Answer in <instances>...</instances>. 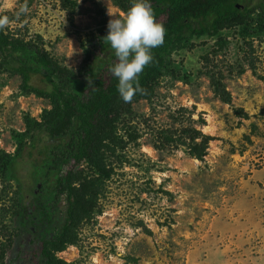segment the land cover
Wrapping results in <instances>:
<instances>
[{"label":"rangeland","instance_id":"1","mask_svg":"<svg viewBox=\"0 0 264 264\" xmlns=\"http://www.w3.org/2000/svg\"><path fill=\"white\" fill-rule=\"evenodd\" d=\"M63 1L0 0V23L76 73L88 53L107 57V36L129 38L119 45L129 51L143 33L144 0H123L128 10L116 3L121 0ZM193 42V49L171 57L178 79L164 77L151 100L134 103L122 116L117 133L123 144L109 143L103 151L111 177L77 243L57 253L60 259L264 264V33L234 26ZM109 57L108 78L127 65L124 56ZM33 83L48 87L41 77ZM21 84V77L0 72V154L16 161L13 172L0 173V253L6 252L4 264H43L42 243L62 232L69 202L43 190L45 157L39 148L30 155L29 138L22 155L17 152L26 117L42 121L54 108L49 99L23 95ZM195 131L202 135L192 141ZM204 139L209 148L201 161L189 146ZM72 169L98 177L88 161L63 165L61 175Z\"/></svg>","mask_w":264,"mask_h":264},{"label":"trees","instance_id":"2","mask_svg":"<svg viewBox=\"0 0 264 264\" xmlns=\"http://www.w3.org/2000/svg\"><path fill=\"white\" fill-rule=\"evenodd\" d=\"M116 3L128 10L125 1ZM142 22L143 33L129 51L119 46L129 44V38L109 35L103 47L107 57L95 60L88 53L79 73L60 64L45 48L8 33L0 23V72L21 77L23 95L34 94L49 99L54 105L42 121L26 117L27 133L19 136L17 147L18 154L22 155L29 146L26 141L29 138L30 155L40 149L45 157L43 190L54 193L56 202L62 196H67L69 202L62 232L42 243L43 264H69L57 253L77 243L81 225L92 218L103 183L112 174L111 170L107 171L103 151L110 149L109 143L116 147L123 144L117 133L118 125L134 103L151 100L164 77L178 79L177 73L170 71L172 55L193 49L195 38L219 37L234 26H255L264 33V0H144ZM109 56L113 59L124 56L127 65L108 78L112 71ZM35 77H41L48 87L35 85ZM82 83L85 90L79 88ZM216 90L221 93L217 85ZM201 135L195 131L192 141ZM208 148V141L204 139L201 143H192L189 153L202 161ZM111 151L115 154L116 148ZM85 161L98 177L89 179L83 171L73 169L61 175L63 165L72 163L76 167ZM15 166L12 155L0 154L2 175L13 172ZM42 205V209L47 208ZM5 254V251L0 253V264H4Z\"/></svg>","mask_w":264,"mask_h":264}]
</instances>
